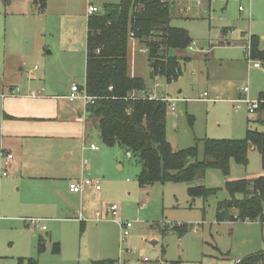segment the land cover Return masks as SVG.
Wrapping results in <instances>:
<instances>
[{
	"label": "rangeland",
	"instance_id": "374dc122",
	"mask_svg": "<svg viewBox=\"0 0 264 264\" xmlns=\"http://www.w3.org/2000/svg\"><path fill=\"white\" fill-rule=\"evenodd\" d=\"M47 1L49 14L37 20L5 14L0 9V53L14 41L16 32H24L30 23L32 26L36 23L35 31L41 28L32 40L37 50L26 55V67L32 68L34 64L39 67L43 59L54 61L57 67L48 73L50 80L53 77L51 90L56 85L61 88L64 82L69 86V80L82 86L86 8L92 4L101 9L102 0ZM187 6L189 9H184ZM172 14L170 25L183 28L191 39V49L172 51L181 66L175 79L168 82L164 76L151 77L147 52L134 40L128 45L129 72L144 79L147 92L155 98H179L175 109L168 107L166 113V137L170 144L177 149L196 147L200 160L205 138L240 139L245 136L246 128L264 133V123L256 120L264 118V110L249 113L246 103L237 111L232 106L235 99L243 96L240 89L244 85L249 89L245 97L252 101L258 99L259 92H264V63L260 68H251L243 49L254 29L253 32L260 34L259 48L264 50V0H199L198 4L192 0L179 2ZM27 44L31 43L27 41ZM48 49L53 51L46 54ZM204 92L205 99H199ZM91 122L96 126L90 142L97 150L86 156L89 172L85 176L98 180L97 185L102 188L98 192L88 191L85 208L90 212L77 217L79 211H75L67 219L54 220L52 232L33 228L35 236L16 229L10 221L0 228V264H17L19 256H31L38 264H93L103 258L113 260L114 264H171L174 261L236 264L237 259L240 261L264 250V221L216 220L217 203L230 197L226 182L263 173L255 148L248 149L246 165L230 160L226 175L210 167L203 178L190 183L140 185L138 157L126 155L117 145L102 143L96 121ZM190 185H202L213 193L205 199L191 197L187 193ZM108 204L117 205L118 214L114 218L132 222L125 241H120L119 225L114 219L94 215L95 210L104 212ZM230 213L237 216V209H231ZM49 223L50 220L46 225ZM182 224L186 226L182 234L173 230V226ZM38 236L44 242L42 251H38ZM55 241L60 243L57 254L52 253ZM144 258L146 262H142Z\"/></svg>",
	"mask_w": 264,
	"mask_h": 264
},
{
	"label": "trees",
	"instance_id": "16d2710c",
	"mask_svg": "<svg viewBox=\"0 0 264 264\" xmlns=\"http://www.w3.org/2000/svg\"><path fill=\"white\" fill-rule=\"evenodd\" d=\"M46 1L33 0L38 12L44 10ZM173 8L174 3L169 0H119L105 3L98 12L88 15L82 88L90 97L85 110L89 119L96 121L100 140L138 157L141 167L137 181L140 185L190 183L203 178L210 167L218 168L226 175L230 160L246 165L251 147L259 152L264 171V133L257 130L246 128L245 136L240 139L205 138L200 160L196 147L174 148L166 137V101L149 97L144 79L131 76L128 61L130 32H134L136 41L153 63L151 77L164 76L169 82L180 74L179 58L172 51L184 50L191 39L183 28L170 25ZM248 41L250 58L264 63V50L259 48L258 36H250ZM183 59L188 60V57ZM258 99L262 100L258 109H263L264 92L259 93ZM260 122L264 123V118ZM226 189L230 197L217 203V221H264V173L250 179L229 180ZM187 193L205 199L213 190L190 185ZM233 208L237 209V216L231 215ZM172 228L179 234L186 231L183 224ZM42 250V240H39L38 251ZM58 252L59 244L55 242L52 253ZM17 264L38 262L33 257H19ZM93 264H114V261L97 260ZM236 264H264V250L256 251Z\"/></svg>",
	"mask_w": 264,
	"mask_h": 264
},
{
	"label": "crops",
	"instance_id": "0c3cea01",
	"mask_svg": "<svg viewBox=\"0 0 264 264\" xmlns=\"http://www.w3.org/2000/svg\"><path fill=\"white\" fill-rule=\"evenodd\" d=\"M186 1L188 0H174V7L179 2ZM9 2L13 3L8 4ZM117 2L119 0H102V6L105 3ZM1 4L0 9L5 14L11 13L25 19L37 20L49 14L50 11L46 5L42 12H38L33 0H2ZM7 5H10L9 9ZM89 5L92 4H88L87 8ZM92 6L97 7V12L100 10L99 6ZM88 15L86 14V22ZM35 28L36 23L34 26L30 23L24 32H16L14 41L0 53V228L13 221L16 229L30 236L35 235L31 230L33 228L26 222L27 218L43 219L46 226L43 231L47 232L51 229L52 232L51 226L53 227L52 224L56 222L54 220L67 219V215L75 211H79L77 217L89 213L90 211L85 208L88 203V191L98 192L102 188L97 185L98 180L91 179L97 181V184L84 186L79 192L69 189L71 182L88 178L85 176L89 172V160L86 156L97 150V146L90 142V134L96 125H92V119H89L87 115L86 101L80 97L72 100L68 98L71 84H77L79 88L83 85L69 80V86L64 82L61 88L56 85L51 90L53 77L50 80L48 73L54 72V68L57 67L54 61L43 59L39 67L36 64L32 68L26 67V55L37 50L32 40L41 28L37 31ZM253 30L249 32L247 40L250 36L260 35ZM258 38L260 41L259 36ZM27 41L33 47L31 44L28 45ZM74 50L80 51V48H74ZM51 51L53 49H48L46 54ZM152 65L153 63L150 67ZM261 119L263 118H256L257 121ZM118 148L121 147L118 146ZM251 149L254 148L251 147ZM123 150L126 155H131L129 151ZM102 152L105 153V149H102ZM3 153L12 154L7 165H3ZM90 158H93V155ZM84 160L87 161L86 165L83 164ZM3 170L6 172L5 175L2 174ZM104 179L108 182V179L105 177ZM109 205L104 212L95 210L94 215L102 219L110 216L111 220L114 219L113 222L118 225L119 220L114 218L118 213L116 212L114 216L110 215L107 211ZM49 220L50 223L47 226L46 222ZM83 222L85 221L80 220L81 225H85ZM39 240L43 241L41 236H38V243ZM55 242L60 244L59 241Z\"/></svg>",
	"mask_w": 264,
	"mask_h": 264
},
{
	"label": "built area",
	"instance_id": "2783aa9c",
	"mask_svg": "<svg viewBox=\"0 0 264 264\" xmlns=\"http://www.w3.org/2000/svg\"><path fill=\"white\" fill-rule=\"evenodd\" d=\"M169 1L173 2L174 0H169ZM188 1H192V0H188ZM198 3H199V0H195V4H198ZM188 9H189V7H186V10H188ZM239 9L241 10L242 8L240 7ZM95 12H97V7L89 5L87 8V14L90 15V14H93ZM128 36H129V39H131V40L135 39L134 32H130ZM188 48H191V47L188 46ZM243 49H244V54H245L246 60L248 61V64L252 65L253 67L262 66L263 63H261L260 61L253 60L250 58V42L249 41H248V44L244 45ZM70 90H71V92L68 96L69 99L72 100L75 97H80L86 102L90 101V97L85 93V90L82 87L79 88L77 84H71ZM248 90L249 89H248L247 85H244L243 87H241L240 95H243V96L241 98L238 97L237 99H235L233 101V103H234L233 107L235 110H238L242 103H246L247 104V111L249 113H254L258 109L260 103H262V100H259V99L252 101V100L246 98L245 95L248 93ZM143 94H145V93H143ZM148 96L151 98H154L150 94H148ZM205 96H206V93H203L200 95L199 98L204 99ZM160 99L166 101V103L170 109H174L175 101L178 100V98H167V97H160ZM2 155H3V165L4 164L7 165L9 159L12 158V154L11 153H3ZM86 163H87V161L84 160L83 164L86 165ZM2 174L5 175L6 172L3 170ZM93 184H97V181H92L89 178H84V179H81L79 181L71 182L69 184V189H70V191H73V192H79L82 190V188L84 186H89V185H93ZM143 204H144V202H143ZM116 210H117L116 204H111L107 208L108 213L112 216L115 215ZM26 222L32 228H37V229L42 230V231L46 229V226L43 223V219H41V218H27ZM117 222H118V225L120 227V241L121 240L125 241L127 239V237L129 236V231H130V228L132 226V222L126 221V220L125 221L119 220ZM146 261H147L146 258L142 259V262H146ZM125 264H134V263L129 262V263H125Z\"/></svg>",
	"mask_w": 264,
	"mask_h": 264
}]
</instances>
